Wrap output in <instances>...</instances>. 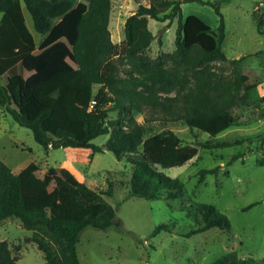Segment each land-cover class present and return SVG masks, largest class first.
<instances>
[{
  "label": "trees",
  "instance_id": "1",
  "mask_svg": "<svg viewBox=\"0 0 264 264\" xmlns=\"http://www.w3.org/2000/svg\"><path fill=\"white\" fill-rule=\"evenodd\" d=\"M134 1L138 7L126 18L125 49L115 64L110 58L115 48L112 0H0V105L31 129L44 148L80 147L94 154L105 144L118 159L130 156L126 184L131 195L175 199L184 196V182L162 167L185 164L200 147L228 145L214 138L237 121L234 107L248 91L238 66L244 57L230 59L232 75L212 66L214 61L229 60L223 0H184L213 6L220 18L217 30L189 26L182 0ZM24 6L41 35L39 41L27 24ZM253 16L258 32L264 34V12L255 10ZM149 18L168 19L169 25L177 18L174 49L155 58L148 54L156 38ZM104 75L111 77L108 89L115 101L107 107H91L94 86L102 83ZM15 77L13 94L10 84ZM111 112L116 115L111 117ZM155 121L164 125L184 121L211 139L184 144L170 127L146 137L145 123ZM105 134L104 144L94 141ZM239 157L235 154L229 162ZM217 171L218 167L205 168L202 174ZM30 174L42 180V187L25 186ZM114 188L111 180L105 190L91 188L64 166L44 171L30 162L15 172L0 158V222L19 218L32 230L31 240L44 253L46 264H80L77 244L87 226H122L115 206L104 196H112ZM194 216L196 224L188 235L231 227L228 216L211 204L198 203ZM171 227L160 223L151 235L172 231ZM0 264H18L7 240L0 242ZM212 264L264 262L230 251Z\"/></svg>",
  "mask_w": 264,
  "mask_h": 264
},
{
  "label": "rangeland",
  "instance_id": "2",
  "mask_svg": "<svg viewBox=\"0 0 264 264\" xmlns=\"http://www.w3.org/2000/svg\"><path fill=\"white\" fill-rule=\"evenodd\" d=\"M112 3L110 29L115 48L110 58L116 64L118 55L125 49L124 23L138 3L134 0H112ZM181 5L189 26L217 30L220 18L213 6L184 0ZM221 10L226 22L224 48L229 60L214 61L212 66L221 74L232 75L230 59L244 57L238 66L248 91L234 107L236 123L214 138L228 141V145L200 147L198 154L185 164L162 167L184 182L182 197L147 199L131 195L126 184L131 174L130 156L118 159L106 147L94 154L91 149L80 147L44 148L35 140L31 129L21 126L0 105V158L13 171L19 172L34 162L44 171L51 166L67 167L96 190L107 189L109 180L114 183L113 195L104 196L115 206L122 226L107 229L87 226L77 244L80 264H212L230 251L241 257L253 255L264 262V34L258 32L253 16L255 10L264 12V0H223ZM24 11L27 24L39 41L41 35L35 31L25 6ZM2 14L0 11V19ZM168 21L149 18V28L156 35L148 49L152 58L175 47L177 18L171 25ZM110 81L111 77L104 75L102 83L94 86L91 107H107L115 101L108 89ZM16 85L15 77L10 84L13 94ZM114 115L111 112L110 116ZM136 118L144 121L139 113ZM166 127L172 128L184 144L211 139L209 134L190 128L184 121L167 125L158 121L145 123V136ZM107 137L100 135L94 141L104 144ZM235 154L240 157L230 163ZM214 167H218L216 173L202 174L203 169ZM24 184L43 185L35 174H30ZM198 203L214 205L228 216L231 227H214L188 235L196 224L194 214ZM160 223L170 224L172 231L151 235ZM32 235V230L15 216L0 222V242L8 241L18 264H46L44 253L31 240Z\"/></svg>",
  "mask_w": 264,
  "mask_h": 264
},
{
  "label": "water",
  "instance_id": "3",
  "mask_svg": "<svg viewBox=\"0 0 264 264\" xmlns=\"http://www.w3.org/2000/svg\"><path fill=\"white\" fill-rule=\"evenodd\" d=\"M164 28H165V27H164ZM160 35H161V32L159 33V36H160ZM103 146H104V147H106V145H105V144H104Z\"/></svg>",
  "mask_w": 264,
  "mask_h": 264
}]
</instances>
